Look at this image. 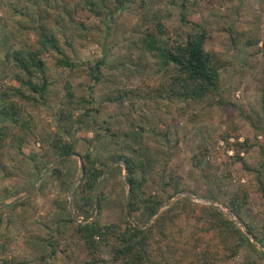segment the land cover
Here are the masks:
<instances>
[{
    "label": "rangeland",
    "instance_id": "obj_1",
    "mask_svg": "<svg viewBox=\"0 0 264 264\" xmlns=\"http://www.w3.org/2000/svg\"><path fill=\"white\" fill-rule=\"evenodd\" d=\"M101 4H104L102 8L95 5L96 12H91L84 0H0V60L7 47H18L23 40L33 41V31L25 26H34L47 16L44 23L58 32L63 51L78 63L73 70L55 68L53 56H45L46 74L53 80V93L43 105L26 106L32 118V128L21 146L23 156L9 144L0 150V167L6 166L11 174L0 170V264H10L6 262L8 260L11 264H80L88 259L79 241L71 246L72 259L68 260L52 259L38 240L49 236L47 233L52 232L58 219L62 220L67 215L80 218L74 209L72 194L76 186L73 183L81 174L79 155L53 156L49 141L55 137L74 140L76 153H90L101 161H108L110 168L97 181L105 192L99 212V188L96 191V208L94 204L93 216H97L101 223L120 221L125 212L133 223L141 220L136 214L129 215L126 208L128 186L123 163L108 160L113 152L120 150L125 153L134 151L147 162L151 172L147 191L156 193L168 181L169 174L175 173L181 176L180 187L194 192L184 190L176 193L159 209L180 196H189L195 202L211 204L223 211L244 230V226L237 222L239 218L224 205L238 185H245L242 164L231 163L232 151L226 149L220 135L235 128L240 141L245 138L255 141L256 145L241 155L247 164L259 165L264 171V135H255V126L262 124L264 113V0H198L195 16L208 30L205 48L222 52L228 61L220 70L218 91L203 102L182 104L167 100L156 103L147 99L125 100L126 107L119 115H115V106L104 105L93 116L94 122L88 119L83 124H71L59 118L66 101V87L76 94L91 90L95 104L119 88L145 91L147 86L158 82L163 67L161 58L141 44L142 31L154 13L166 22L170 35L174 36L177 27L178 8L167 6L165 0H148L145 8L128 5L111 15L106 13L111 9V2L104 0ZM71 20L75 23L72 24ZM232 36L235 37V45ZM254 37L262 40L257 44L246 43ZM102 59L100 80L94 85L89 69ZM91 85L92 89H89ZM105 120L117 126L118 131L131 122L136 126L131 128L133 131L127 137L119 138L116 145L104 136ZM99 125L101 129H98ZM154 129L157 132H153ZM232 137L229 141L233 140ZM203 148L209 150L206 161L199 168L193 167L191 155ZM32 156L33 159L30 158ZM35 164L46 165V170L35 181V187L25 192L35 173ZM116 164L121 166V170L115 168L109 172ZM55 165L64 172L61 178L49 174ZM225 169L233 173L229 181L221 177V171ZM166 188L169 191L173 189L170 186ZM16 201L25 203L14 208L6 207ZM242 219L258 227L263 226L264 203L260 207L247 204L243 208ZM190 229V226L186 228L184 235ZM254 244L261 249L260 245ZM246 252L241 249L228 263L241 261ZM101 254L105 263L96 264H118L110 261L106 247L101 248ZM41 255L45 256L44 262H40ZM258 264H262L260 260Z\"/></svg>",
    "mask_w": 264,
    "mask_h": 264
},
{
    "label": "trees",
    "instance_id": "obj_2",
    "mask_svg": "<svg viewBox=\"0 0 264 264\" xmlns=\"http://www.w3.org/2000/svg\"><path fill=\"white\" fill-rule=\"evenodd\" d=\"M103 1L84 0V4L91 12H96L94 6L102 8ZM109 1L111 9L106 12L107 15L132 4L145 8L148 3V0ZM197 2L198 0H165L167 6L178 8L174 36L169 34L166 22L156 13L145 25L140 37L141 44L162 60V75L155 85L147 86L143 92L135 88H119L114 94L105 95L97 104L94 103L91 90L88 93L80 91V94H76L66 87V101L59 112V118L70 121L71 124L75 122L83 124L88 119L94 122L93 116L100 112L104 105L115 106L117 109L115 115H119L126 107L125 100L147 99L155 103L167 100L189 104L203 102L209 95L217 92L220 86V70L228 61L223 58L222 52L209 51L205 48L208 30L196 19ZM166 13L169 15V12ZM46 17L41 19L45 20ZM44 20H39L34 26H25L26 29L33 31L34 40L31 42L23 40L18 47H7L3 59L0 60V150L9 144L22 156L21 146L27 132L32 128V118L27 113L26 106L43 105L53 93L51 90L53 80L46 74L45 56L49 54L53 56L55 68L73 70L78 64L63 51L61 36L44 23ZM71 23L74 24L75 21L71 20ZM185 27L188 30L184 31ZM234 38L232 36L235 45ZM259 40L262 39L254 37L246 43L257 44ZM102 62L103 59L90 66L89 76L94 85L100 80L99 66ZM92 85L89 89H92ZM262 92L264 102V88ZM75 112L78 114L74 115ZM106 123L104 136L109 137L116 145L119 144V138L127 137L133 131L131 128L136 126L131 122L125 129L118 131L117 126L110 122ZM261 123L255 126L256 136L264 135V113ZM98 129H101L100 125ZM234 130H228L220 137L225 141L226 149L232 151L231 163L242 164L241 174L245 177V185H238L224 205L234 216L242 220L248 233L223 211L211 204L195 202L189 196H180L159 209L174 194L192 190L180 187L181 176L170 173L168 181L156 193L147 191L146 186L151 173L147 162L134 154V151L125 153L120 150L113 152L108 160L121 161L123 168L126 167L128 175L126 208L129 215L136 214L142 221L133 223L125 212L124 218L120 221L101 223L97 216H93L94 204L96 191L100 187L97 181L109 165L108 161H101L90 153H76L74 140L55 137L49 141L53 156L61 158L78 154L82 160L84 175L72 191L73 206L80 218L78 220L67 215L62 220L58 219L52 232L47 233L49 236L38 239L42 249L52 259L71 260V246L75 241H79L88 255V259L80 264L105 263L101 254L102 247L108 249L110 261L118 264H229L228 262L233 260L241 249H245L247 252L243 259L232 264H258V260L264 264V225L258 227L242 219V211L247 204L260 207L264 203V171L259 165L247 164L241 155V152H249L253 145H256L255 141L252 142L248 138L240 141L239 133H235ZM153 132H157V129ZM230 136H233L232 141H229ZM208 154L207 148L193 153L192 166L201 167ZM206 164L209 165L208 162ZM34 166L35 173L32 181L25 187V192L31 190L37 178L46 170L44 164ZM115 168L121 170V166L116 164L109 172ZM0 170L11 175L6 166L1 165ZM49 174L61 178L64 172L59 165H55ZM212 174L213 171L210 172V175ZM221 174L225 180L233 178V173L229 169L221 171ZM163 177L161 174V178ZM168 186L173 188L172 191L166 188ZM104 198L105 192L99 188L98 212L102 208ZM24 203L16 201L6 207L14 208ZM149 219L150 222L144 225ZM189 226L190 231L184 235ZM248 234H251L261 249L255 247ZM39 259L40 262H44L45 256L41 255ZM6 262L11 264L10 260Z\"/></svg>",
    "mask_w": 264,
    "mask_h": 264
},
{
    "label": "water",
    "instance_id": "obj_3",
    "mask_svg": "<svg viewBox=\"0 0 264 264\" xmlns=\"http://www.w3.org/2000/svg\"><path fill=\"white\" fill-rule=\"evenodd\" d=\"M78 158H79V160H80L81 174H80L79 178L73 183V185H76L78 182H80V180L82 179V177H83V175H84V170H83V167H82V160H81V157L78 156ZM108 168H110V165H109V166L103 171V173H104ZM124 172H125V180L127 181V180H128V175H127V169H126L125 166H124ZM40 178H41V177H39V179H40ZM34 187H35V186H33V188H34ZM209 203H211V202H209ZM70 205H71V201H70ZM96 207H97V196H96V198H95V208H96ZM237 222H238L240 225L243 226V223H242V221H241L240 219H238ZM244 230H245L246 233H248L246 227H244ZM248 235L251 237V241L254 242V243H256L255 240L252 238L251 234H248Z\"/></svg>",
    "mask_w": 264,
    "mask_h": 264
}]
</instances>
